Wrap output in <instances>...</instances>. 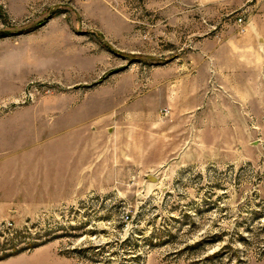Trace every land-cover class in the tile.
<instances>
[{
	"label": "rangeland",
	"instance_id": "rangeland-1",
	"mask_svg": "<svg viewBox=\"0 0 264 264\" xmlns=\"http://www.w3.org/2000/svg\"><path fill=\"white\" fill-rule=\"evenodd\" d=\"M0 264H264V0H0Z\"/></svg>",
	"mask_w": 264,
	"mask_h": 264
},
{
	"label": "built area",
	"instance_id": "built-area-1",
	"mask_svg": "<svg viewBox=\"0 0 264 264\" xmlns=\"http://www.w3.org/2000/svg\"><path fill=\"white\" fill-rule=\"evenodd\" d=\"M238 24L242 27L243 26V20L239 19Z\"/></svg>",
	"mask_w": 264,
	"mask_h": 264
}]
</instances>
